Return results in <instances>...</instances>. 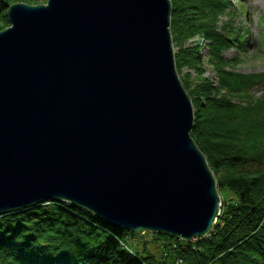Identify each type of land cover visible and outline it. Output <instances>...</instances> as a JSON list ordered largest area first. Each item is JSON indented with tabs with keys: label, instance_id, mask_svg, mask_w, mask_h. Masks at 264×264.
Returning a JSON list of instances; mask_svg holds the SVG:
<instances>
[{
	"label": "water",
	"instance_id": "1",
	"mask_svg": "<svg viewBox=\"0 0 264 264\" xmlns=\"http://www.w3.org/2000/svg\"><path fill=\"white\" fill-rule=\"evenodd\" d=\"M170 0L10 4L0 31V214L51 199L183 240L219 215L190 130Z\"/></svg>",
	"mask_w": 264,
	"mask_h": 264
},
{
	"label": "trees",
	"instance_id": "2",
	"mask_svg": "<svg viewBox=\"0 0 264 264\" xmlns=\"http://www.w3.org/2000/svg\"><path fill=\"white\" fill-rule=\"evenodd\" d=\"M11 2L0 0V31L10 25ZM170 4L176 70L193 69L197 80L188 94L195 109L190 136L222 197L212 229L189 241L154 233L149 242L157 244L134 248L129 230L51 199L0 214V264H264V95L255 96L264 72L238 73V56L223 55L245 48L229 0ZM206 65L216 82L203 76Z\"/></svg>",
	"mask_w": 264,
	"mask_h": 264
},
{
	"label": "rangeland",
	"instance_id": "3",
	"mask_svg": "<svg viewBox=\"0 0 264 264\" xmlns=\"http://www.w3.org/2000/svg\"><path fill=\"white\" fill-rule=\"evenodd\" d=\"M232 5H234V10L232 17L233 24L242 31L244 35V46L245 48H234L229 47L227 50L223 51V55L228 59L238 56V61L235 65V71L242 74H256L264 72V0H229ZM16 2H22L27 5H40L47 4V0H12L11 4ZM228 11V9H227ZM223 19H226L225 16ZM10 24V23H9ZM11 26V25H9ZM8 26V27H9ZM195 41V40H193ZM191 41V42H193ZM237 43V42H236ZM178 48V47H177ZM176 47L173 46V51L176 52ZM205 54L206 51L204 50ZM176 67V66H175ZM178 74V79L182 86L184 87L187 94H189V89L192 88L195 84V80H192L194 76L193 69L183 67L180 71L176 70ZM205 78H209L212 81H217L214 79V73L212 68L209 66L204 67ZM184 79H187L184 81ZM190 95V94H189ZM188 95V96H189ZM264 95V82L255 87V96ZM190 98V97H189ZM191 103L192 99L190 98ZM193 114H194V106ZM211 170V169H210ZM217 189V187H216ZM218 192V189H217ZM219 195V193H218ZM220 205H219V214L222 207V197L219 195ZM132 232V231H130ZM134 233L133 237L129 238L128 244L135 248V245L140 248L142 247V242L147 241L148 246L157 244L156 242L151 241L154 231H144L142 233ZM158 234V233H157Z\"/></svg>",
	"mask_w": 264,
	"mask_h": 264
},
{
	"label": "bare ground",
	"instance_id": "4",
	"mask_svg": "<svg viewBox=\"0 0 264 264\" xmlns=\"http://www.w3.org/2000/svg\"><path fill=\"white\" fill-rule=\"evenodd\" d=\"M46 202V201H45ZM8 212V211H7ZM4 213H6V212H4ZM3 214V213H2ZM217 219V218H216ZM157 233V232H156ZM172 237H174V236H172ZM178 238V237H177Z\"/></svg>",
	"mask_w": 264,
	"mask_h": 264
}]
</instances>
